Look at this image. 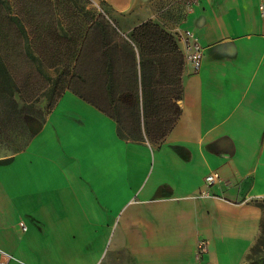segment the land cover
Here are the masks:
<instances>
[{
	"label": "crops",
	"instance_id": "0c3cea01",
	"mask_svg": "<svg viewBox=\"0 0 264 264\" xmlns=\"http://www.w3.org/2000/svg\"><path fill=\"white\" fill-rule=\"evenodd\" d=\"M10 16L30 109L0 141V264H264V0H0Z\"/></svg>",
	"mask_w": 264,
	"mask_h": 264
},
{
	"label": "trees",
	"instance_id": "16d2710c",
	"mask_svg": "<svg viewBox=\"0 0 264 264\" xmlns=\"http://www.w3.org/2000/svg\"><path fill=\"white\" fill-rule=\"evenodd\" d=\"M2 2H5V0H2ZM8 20L17 24L19 28V32H18L19 38L24 39L26 34L24 30V26L20 23V21L16 16L6 17L5 19L1 17V21H4V23L2 22V24H0V103H3L2 105H0V117H3L4 113H7L9 119H11V121L16 123L15 126H12V128H10L11 129L10 131L17 130L19 131V134H15V135H24L25 130L23 124L26 121L27 116L29 115L28 109H30V107L27 105L19 106L18 101L14 99L15 89L17 88L19 90L21 89V87H24V85H23V81L21 82L19 79L18 80L15 79L10 69V65L8 63L9 50L6 47L8 42L7 39L8 32L5 31L7 30L8 27L7 24ZM38 83L39 82H37V84ZM49 99H50V103H49L50 106L53 103V97H49ZM179 113H180V109L177 110V113L175 114L176 117L177 115H179ZM261 202L264 205V200H262ZM263 237H264V217L262 221V235L260 236V239L258 240L256 246L259 244V242H261V239ZM256 246L254 248H256Z\"/></svg>",
	"mask_w": 264,
	"mask_h": 264
},
{
	"label": "built area",
	"instance_id": "2783aa9c",
	"mask_svg": "<svg viewBox=\"0 0 264 264\" xmlns=\"http://www.w3.org/2000/svg\"><path fill=\"white\" fill-rule=\"evenodd\" d=\"M177 39L183 43L185 57L192 64L194 70H200L204 62V46L199 38L192 30L186 29L177 34ZM215 180L216 176L213 173L206 176V181L209 184L214 183ZM22 225L24 228H26L24 222H22ZM204 243V241L199 243L200 251L203 250L205 245Z\"/></svg>",
	"mask_w": 264,
	"mask_h": 264
},
{
	"label": "rangeland",
	"instance_id": "374dc122",
	"mask_svg": "<svg viewBox=\"0 0 264 264\" xmlns=\"http://www.w3.org/2000/svg\"><path fill=\"white\" fill-rule=\"evenodd\" d=\"M36 78V76H35ZM33 79V78H32ZM40 85V83H39ZM3 103H0V105H2ZM8 109V108H6ZM6 116V117H5ZM28 117V116H27ZM15 122L11 121V119H9V116L7 113H4L3 117H0V141L1 140H6L8 141L9 139H11L12 137L15 136V134H19V131L17 130H13L10 131L12 128V126H15ZM6 126V128H5ZM19 136H23V135H17V137ZM5 152L9 153L7 151V149L3 146L0 147V155L4 154ZM249 259L251 260H259V259H263L264 260V237L261 239V242H259V244L256 246V248H254L252 250V252L250 253Z\"/></svg>",
	"mask_w": 264,
	"mask_h": 264
}]
</instances>
